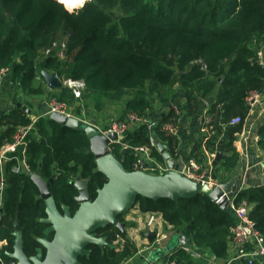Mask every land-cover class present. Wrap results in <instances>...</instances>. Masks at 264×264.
<instances>
[{
    "label": "trees",
    "instance_id": "obj_1",
    "mask_svg": "<svg viewBox=\"0 0 264 264\" xmlns=\"http://www.w3.org/2000/svg\"><path fill=\"white\" fill-rule=\"evenodd\" d=\"M59 36L61 42L47 54ZM259 50H264V0H91L74 12L57 0H0V70L10 68V81L26 97L43 94L41 87L35 86L39 77L45 83L43 71L62 83H84L80 100L64 86L54 95L59 102L71 107L78 102L99 115L109 106L120 105L122 119L131 112L142 116L158 107L166 110L180 90L187 96L183 110L194 116L203 108L204 100L215 96L208 111L212 120L202 124L208 131L194 146L191 157L205 164L203 146L215 153L224 135L223 150L228 155L223 157L221 169L211 175L222 183L227 180L225 173H231L239 163L234 142L251 112L246 98L254 91L264 93V68L256 62ZM17 103L15 100L16 106L0 115V152L14 143L21 128L31 124L34 128L25 145L10 155L4 166L7 188L0 239L7 241L1 254L6 263L11 261L8 253L14 250L19 203L27 255L35 254L37 238L44 237L47 228L41 222L46 218L45 203L37 199L40 192L32 174L44 180L55 176L51 193L59 208L68 206L73 213L79 208V192L73 185L77 178L87 182L91 200L107 182L97 170L90 139L83 129L64 126L49 115L33 123L32 113ZM80 109L74 108L76 115L81 114ZM163 110L156 111L160 127L179 124L180 115L174 110L163 114ZM237 117L242 123L230 126ZM160 127L156 137L167 142L174 156L178 137ZM258 135L259 147L264 150V115ZM149 137L146 126L135 127L125 142L136 147L148 144ZM20 149H24L26 167L14 172L13 168L20 165ZM113 153L121 158V147L116 145ZM153 155L163 160L156 151ZM134 162L131 152L125 156V169L133 171ZM244 201L253 206L250 218L264 236V186L238 192L233 203L239 206ZM134 207L142 213H160L194 250L227 260L231 228L238 219L232 208L223 209L209 194L179 201L140 197ZM119 220L126 224L125 215ZM126 227L125 231L114 225L98 230V236L112 244L123 240L122 246L91 245L90 256L81 262L125 264L138 257L139 249L127 236ZM171 258L178 264H205L180 248Z\"/></svg>",
    "mask_w": 264,
    "mask_h": 264
},
{
    "label": "water",
    "instance_id": "obj_2",
    "mask_svg": "<svg viewBox=\"0 0 264 264\" xmlns=\"http://www.w3.org/2000/svg\"><path fill=\"white\" fill-rule=\"evenodd\" d=\"M46 84L52 90L63 88V83L54 75L47 71L42 72ZM23 110L31 114V110L25 105L18 104ZM50 119L72 129H83L90 139V150L96 157L97 170L102 172L107 182L97 191V197L91 201L88 184L86 181L77 178L73 185L79 194L76 201L79 208L72 212L68 206L63 205L59 208L52 193L51 186L55 181V176L49 180H44L39 174L31 175L32 181L39 189L38 200L45 203L46 218L41 222L47 226L44 230V237L37 238L39 247L35 254L29 256L24 250L23 231L20 221L21 203L18 204L14 220V250L8 253L11 261L9 264H83L81 258L89 257L91 245H97L100 248L115 246L107 241L106 237H99L97 232L109 225L125 231L119 217L125 215L131 210L138 198H147L154 201L160 199H171L179 201L182 199H193L201 193L209 194L210 198L219 204L223 209H227L231 200L237 192L234 179L220 183L213 187L211 184L194 182L181 173L170 172L164 175H151L145 171H127L124 167L125 156L131 153L127 148L122 151V157L117 158L110 149V140L116 141L118 136L113 133L102 135L98 129L84 124L81 120L68 117L62 113H52ZM129 132L123 136L126 137ZM156 134L153 133V137ZM220 141L217 147V153L213 162L214 166L223 160L222 145ZM166 160L173 168L171 155L166 152L165 147H161ZM211 177V172L206 173ZM155 237V234H147ZM181 245L187 244L185 236H179ZM177 246L169 248L168 251H174ZM168 253V252H167ZM162 252L160 258H162ZM159 258V259H160ZM152 263V261H151Z\"/></svg>",
    "mask_w": 264,
    "mask_h": 264
},
{
    "label": "built area",
    "instance_id": "obj_3",
    "mask_svg": "<svg viewBox=\"0 0 264 264\" xmlns=\"http://www.w3.org/2000/svg\"><path fill=\"white\" fill-rule=\"evenodd\" d=\"M59 3L63 4L69 12H74L76 4H67L65 0H57ZM81 3V2H79ZM71 7L73 10H70ZM83 7V6H82ZM76 11V10H75ZM58 43H54L52 48L46 50V53H50L51 50L56 48ZM62 53H60V56ZM256 62L264 68V50H259L256 56ZM10 68H2L0 70V84L3 79L10 75ZM66 85L71 88L75 94V98L81 99L82 90L84 88V83L81 81L67 80L65 81ZM264 93L252 92L247 98V105L252 109L255 105L263 101ZM263 99V100H262ZM49 110L47 115L52 113H62L68 117H73L81 120L84 124L95 127L100 131L102 135H107L109 133L116 134L118 139L116 141L110 140V149L113 151L116 145L121 147V151L130 148L131 152L135 155V162L133 164V171H145L151 175H164L169 172V167L167 163L160 164L157 160V157L153 155V152H160L158 148V142L156 137H153V133L156 134V130L160 127V122L157 119L150 117L149 113L145 115H137L136 113H128L124 119L116 116L117 118H111L108 120L107 124L100 126L97 119L92 118L87 119L85 117L76 115L74 112V107L67 105L66 103L59 102L52 99L49 102ZM171 109L175 111L177 115L182 116V110L177 107V105H172ZM250 112V114H251ZM38 118L34 117L33 123L37 121ZM211 116L205 115L203 122H211ZM242 123L240 117L234 118L229 122L230 126H237ZM146 126L149 130V143L145 145H140L136 147H131L125 142V137L123 136L126 132H130L135 127ZM33 128V124L28 127L21 128L14 137V143L5 146L0 152V224L4 216V198L5 190L7 188V180L5 177L4 166L6 162L11 159L9 156L17 152L19 146L25 143L27 136ZM163 131H166L169 134L176 135L178 130V125L173 123H166L160 127ZM205 131H208V128H204ZM241 134L237 133L236 136L239 137ZM21 170L20 165L14 167V172H19ZM203 165L197 162L194 158H189L184 169L180 172L186 178L194 182H202L211 184L213 187L219 186L220 182L211 177H207ZM157 173V174H155ZM237 194L231 200V208L234 210L235 215L238 219V223L231 228V236L228 241V251L232 253V260L244 259L248 264H254L259 261V263H264V236L257 229L256 223L250 218V213L252 211V205L248 204L246 201L242 202L239 206H235L233 201ZM144 223L145 229H151L155 234L156 238L154 241V246L157 248L164 247V242L168 240L169 235L164 231L162 225L165 224L160 213H145ZM142 221V220H141ZM172 227V226H171ZM144 229V230H145ZM173 229V228H172ZM7 246V241L0 239V264H9L2 260V252L4 247ZM178 248L185 251L193 259L197 261H203L205 264H214L215 259L214 255L210 253H201L197 250H194L188 244L180 245ZM177 248V249H178ZM173 251H168L167 258L165 261L156 262L155 264H178L175 260H172L171 256ZM7 253V252H6Z\"/></svg>",
    "mask_w": 264,
    "mask_h": 264
},
{
    "label": "crops",
    "instance_id": "obj_4",
    "mask_svg": "<svg viewBox=\"0 0 264 264\" xmlns=\"http://www.w3.org/2000/svg\"><path fill=\"white\" fill-rule=\"evenodd\" d=\"M39 79L40 78L37 79L36 84L40 83L38 82ZM41 83H43V89H44L42 95L35 96V97H26L20 92L19 88H14L13 83L10 81V75H7L3 79L2 83L0 84V95H1L0 115L7 113L8 110L16 106L14 105V101L18 100L17 106L18 104H21L22 106L25 105L27 108H29L27 104H31L32 107L29 109L31 110L33 117L38 118L40 116H46L49 110L48 104L52 100L50 98L48 99L47 95L50 96L52 93L57 94L59 93L60 89L52 90L48 87L46 82L44 83L42 81ZM263 99H264V95H263ZM186 100H187L186 93L180 90V91H177V93L175 94L173 98V101H171L169 107L166 110H163V108L161 107H158L156 109V111H158L160 108L161 110H163L162 113L164 114L172 110L171 106L174 104V105H177V107H179L182 110V116L179 119L180 122L178 124V130L176 134V136L178 137V145L176 146L174 156L170 154L167 142H163L155 136L158 142V148L160 150V152H157V153L162 156L163 160H160L156 155L155 156L157 157L158 159L157 161L160 164L167 163L169 167L168 173L170 172L180 173L184 169L188 159L193 158L191 157L193 148L198 143V141L201 139L203 133H205V129L202 128V120L204 119L206 114L208 116H211L210 114H208V111L210 110V106L212 105V103L215 101V96L207 99L206 101L204 100L203 108L199 110V112H197V114H195L194 116H189L187 112L183 110V107L186 104ZM156 111L148 112L150 117L154 119H157L158 116L160 117V115H158ZM263 115H264V100L257 103L255 107L252 109L251 114L249 115V117L246 119L244 123L243 130L240 133L241 135L237 137V140L234 142V147L240 159H239V163H237V165L234 166L231 173H225V176L227 177V180L225 182L229 181L230 179L235 180V184L237 187L236 194L242 190H245L251 187L264 186V150L261 149L258 144L259 142L258 128L262 122ZM79 116H81V114ZM100 116H103V115L101 114ZM94 119H97V117H95ZM120 119L122 120V118ZM98 123L100 126H104V124H106V123H102L101 120L100 121L98 120ZM221 141H224V144H225L224 135L222 136ZM24 145L25 143L19 146V148L23 147ZM160 145L161 147H165L166 152L171 155L172 157L171 162H173L174 164L173 168L169 164V160H166L163 152H161ZM203 149L205 151L206 161H205V164H201V165H203L205 172L210 171L212 175L213 172L217 170V168L221 169V163L223 162V160L218 164V166H214L213 162L215 160L217 150L215 153H210L205 149L204 146H203ZM222 151H223V157L228 155L223 150V145H222ZM18 156H19L18 160L20 162V167L21 169H24L26 167L24 149L22 150L20 149ZM221 171H223V169ZM229 207L231 208V204L229 205ZM129 211L132 212L133 216H131V218H127V221H133V222L135 221L138 223V226H139V227L137 226L136 228H134L133 232L136 233V232L142 231L140 220L143 218L145 213H142L139 207H137L136 211L132 209ZM171 226L172 225H169L166 221H165V224L162 225L164 231H166V229L168 230L167 234L169 235V238L168 240L164 242V247L160 249L161 251L164 252L163 257L158 259L156 262L165 261V258H167V252H168V249L170 248L169 243L172 240V235H176L174 233V229H172L173 226L172 227ZM147 234L154 235L153 231L151 229L144 230L145 238L148 239L150 242H153L156 236L152 239V237L150 238V236H148ZM179 236L182 237V235H179ZM180 240L181 239L178 238L177 248L181 245ZM122 243H123V240L119 239L113 245L118 248L122 246ZM187 244L189 245L188 241H187ZM174 251L172 253H174ZM140 255L141 254L139 253V256ZM231 257H232V253H230L229 251H228V258L226 261L218 260L214 256V259H215L214 264H245L246 263V260L244 259L235 261V260H232ZM136 258L130 261H127L125 264H136L135 263ZM140 259L144 260V258H140ZM140 259H138V263H140L139 262ZM156 262L151 263L148 261L146 264H155Z\"/></svg>",
    "mask_w": 264,
    "mask_h": 264
},
{
    "label": "rangeland",
    "instance_id": "obj_5",
    "mask_svg": "<svg viewBox=\"0 0 264 264\" xmlns=\"http://www.w3.org/2000/svg\"><path fill=\"white\" fill-rule=\"evenodd\" d=\"M89 1H91V0H84V1H82V3H78V4L74 5L75 6L74 11L79 9V8H81L82 6H84ZM68 8H69V6H68ZM69 9L73 10L71 7ZM60 39L61 38L59 36V38L56 40L57 43L61 42ZM38 82H40V83L39 84L35 83V86L38 87V88L41 87V90L44 91L43 83H41L42 79L40 78ZM63 85L67 86L65 82H63ZM55 94L56 93H52L50 96L47 95L48 96L47 98L56 100L55 96H54ZM63 103H65V102H63ZM79 104H80V102H79ZM75 106H76V107H74L75 109L76 108L77 109L81 108L80 111H82L81 112L82 117H85V118L90 119V120L92 118L97 117V121L101 120L102 123H106V124H107L108 120H110L111 118H117L116 116L121 117L120 105H115V106H112V107L109 106V109L106 112H103V114H102L103 116H100L97 111H93L94 109L92 107H91L90 111H88L87 108L80 107L78 105V102L75 104ZM32 120H34L33 116H32ZM155 174H157V173H155ZM132 210L136 211L137 207H133ZM131 216H133V214L130 211L127 214H125V220H126V224H127V227H126L127 236L130 238V240L135 242L137 248L139 249V253L141 254L140 256L138 255L139 257H137L135 259V263L136 264H146L148 261L149 262H151V261L152 262H156L160 258V256H161L163 251L160 250L161 248H157V247L154 246V241L155 240L153 242H150L148 239L145 238V235H144V229H145L144 217L141 219L142 221L140 220L141 221V229H142V231L136 232V233L133 232V229L138 226V223L135 222V221L134 222L133 221H127V218H131ZM167 232H168V230L166 229V233ZM169 244H170V247L174 249L177 246V244H178V236L177 235H172V240H171V242ZM140 258H144V260L146 258L145 262H144V260H141ZM138 259H140L139 260L140 263H138ZM160 262H162V261H160Z\"/></svg>",
    "mask_w": 264,
    "mask_h": 264
},
{
    "label": "bare ground",
    "instance_id": "obj_6",
    "mask_svg": "<svg viewBox=\"0 0 264 264\" xmlns=\"http://www.w3.org/2000/svg\"><path fill=\"white\" fill-rule=\"evenodd\" d=\"M82 1H84V0H65V2H67V4H78L79 2L82 3Z\"/></svg>",
    "mask_w": 264,
    "mask_h": 264
},
{
    "label": "flooded vegetation",
    "instance_id": "obj_7",
    "mask_svg": "<svg viewBox=\"0 0 264 264\" xmlns=\"http://www.w3.org/2000/svg\"><path fill=\"white\" fill-rule=\"evenodd\" d=\"M91 199V198H90ZM91 201H93V200H91ZM125 224V223H124ZM125 226H126V224H125ZM115 243V242H114ZM90 249V248H89Z\"/></svg>",
    "mask_w": 264,
    "mask_h": 264
}]
</instances>
